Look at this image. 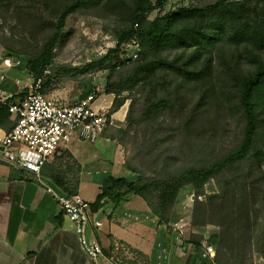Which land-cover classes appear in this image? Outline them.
<instances>
[{
	"label": "rangeland",
	"instance_id": "obj_1",
	"mask_svg": "<svg viewBox=\"0 0 264 264\" xmlns=\"http://www.w3.org/2000/svg\"><path fill=\"white\" fill-rule=\"evenodd\" d=\"M217 1L170 0L166 11L162 13L185 7L204 8ZM44 2L14 0L8 11L6 8L0 11V57L3 63L10 60L12 69L21 71L30 82L33 76L28 70V62L42 53L45 43L56 30L58 12L64 6V0L48 4ZM124 2L125 5H118L109 11L87 4L68 18L64 37L54 52L53 67L47 75V93L65 103H74L96 89L98 97L103 96L106 103L112 101L108 109L110 123L102 135L118 138L126 163L143 173L147 180L178 175L192 168L208 167L224 159L243 143L246 120L240 105L242 80L254 70L247 60L233 58L232 54L240 48L229 41V28L211 26L207 29L208 39L202 41L199 60L192 59L194 50L166 46L161 50H145L140 53L138 60L120 65L115 70L100 69L82 75L59 71L60 68H80L116 47L117 33L129 25L133 4L132 0ZM158 14L153 13L148 20H154ZM217 20V17L212 19L213 22ZM194 22L191 20L186 25H193ZM11 51L15 54L7 56L6 53ZM262 57L264 59V55ZM156 59L173 63L183 72L203 71V74L200 79L190 80L182 73L166 68L142 73L118 97L124 102L118 116L124 119H113L115 113H110L116 96L103 93L107 83L121 86L138 66ZM117 62L120 60L115 59L114 64ZM162 99L169 102L167 111L161 115H145L151 103ZM259 136L256 146L261 147L264 137ZM250 166L249 161L243 167L239 164L227 173V177L242 172V168L249 170ZM222 178L223 175L219 180L211 181L205 188V195L201 197L191 186L181 190L177 200V221L183 229H194L197 200L206 202L208 196L218 189V182ZM211 218L208 217L209 220ZM206 230H210V233L222 232V228L214 224H208ZM195 238L204 240L201 236ZM241 250L244 264H264V235L261 230L255 233L251 246L243 245ZM216 253L221 264H227L233 258L227 248L219 247Z\"/></svg>",
	"mask_w": 264,
	"mask_h": 264
},
{
	"label": "trees",
	"instance_id": "obj_2",
	"mask_svg": "<svg viewBox=\"0 0 264 264\" xmlns=\"http://www.w3.org/2000/svg\"><path fill=\"white\" fill-rule=\"evenodd\" d=\"M13 1L0 0V11L2 8L8 11ZM43 1L48 4L55 0ZM132 1L129 25L118 31L115 48L80 68H60L59 71L82 75L127 65L126 62L114 64V61L121 47L133 38H138L140 42V53L149 49L161 50L166 46L184 47L194 50L192 59L199 60L202 41L208 39L207 29L211 26H220V29L227 27L231 30L229 41L240 48L232 54L233 58L245 59L254 66V70L243 78L240 94V105L246 120L244 138L238 149L208 167L192 168L161 179L147 180L143 173L126 163V174L111 175L105 179L93 209L99 210L107 202L117 206L129 195H135L148 202L161 224L168 225L182 189L191 186L201 197L205 195L206 186L223 175L218 182V189L208 196L206 202L197 200L193 228L204 232L208 224L221 227V234L211 237V243L218 249H230L233 258L227 264H244L241 247L251 246L257 230H261L264 235V142L261 147L256 146L259 135L264 137V0H218L204 8L185 7L177 11L170 10L166 14L162 12L166 11L170 0ZM125 3L124 0H64V6L58 12L55 32L45 43L42 53L28 62L33 80L42 77L46 70L53 67L54 52L64 37L70 16L87 4L109 11ZM155 12L159 13L156 18L148 20ZM214 17L218 19L216 22L212 21ZM191 20H195L194 24L186 25ZM164 68L180 72L190 80L200 79L203 74V71H180L173 63L161 59L142 64L121 86L110 82L105 86L104 94L116 96L110 114L118 112L124 105L118 97L127 90L129 83L136 82L142 73ZM169 108V102L162 99L151 103L145 115H161ZM248 161L251 165L249 170L242 168V172L227 177L229 171L239 164L243 167ZM209 216L213 219L209 220Z\"/></svg>",
	"mask_w": 264,
	"mask_h": 264
},
{
	"label": "crops",
	"instance_id": "obj_3",
	"mask_svg": "<svg viewBox=\"0 0 264 264\" xmlns=\"http://www.w3.org/2000/svg\"><path fill=\"white\" fill-rule=\"evenodd\" d=\"M31 82L0 57V89L8 96L22 94ZM111 105L100 97L98 106ZM119 113L113 115L116 121L124 119ZM13 126V116L0 105V138ZM125 164L118 138L102 135L91 143L80 140L78 132L72 144L43 167L40 177L0 162V264H221L204 254L206 245L217 249L211 237L221 232L183 229L177 221L178 203L168 225L135 195L117 206L107 202L93 209L105 179L126 174ZM47 188L76 193L89 202L94 222L102 226L92 222L87 235L101 244L102 257L94 260L83 251L73 223Z\"/></svg>",
	"mask_w": 264,
	"mask_h": 264
},
{
	"label": "built area",
	"instance_id": "obj_4",
	"mask_svg": "<svg viewBox=\"0 0 264 264\" xmlns=\"http://www.w3.org/2000/svg\"><path fill=\"white\" fill-rule=\"evenodd\" d=\"M140 47L138 38L129 40L121 47L117 59L127 65L138 60ZM10 63L4 61L7 66H12ZM48 73L49 69L42 77L32 80L20 95L8 96L0 89V105L14 118L12 130L0 138V162L37 177L59 151L72 144L77 132L80 140L95 143L110 123L108 109L98 106L100 97L96 89L74 103H65L45 90ZM47 192L55 197L73 223L83 251L94 260L102 257L101 244L87 235L94 222L89 202L78 194L59 193L53 188H47ZM94 223L102 226L101 222ZM204 250L205 257L216 256L213 246L206 245Z\"/></svg>",
	"mask_w": 264,
	"mask_h": 264
},
{
	"label": "water",
	"instance_id": "obj_5",
	"mask_svg": "<svg viewBox=\"0 0 264 264\" xmlns=\"http://www.w3.org/2000/svg\"><path fill=\"white\" fill-rule=\"evenodd\" d=\"M6 54L7 56H11L12 52H7Z\"/></svg>",
	"mask_w": 264,
	"mask_h": 264
}]
</instances>
